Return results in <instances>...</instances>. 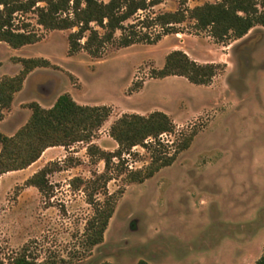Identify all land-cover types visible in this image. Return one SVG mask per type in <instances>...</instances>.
I'll return each instance as SVG.
<instances>
[{"label":"rangeland","instance_id":"374dc122","mask_svg":"<svg viewBox=\"0 0 264 264\" xmlns=\"http://www.w3.org/2000/svg\"><path fill=\"white\" fill-rule=\"evenodd\" d=\"M179 1L162 0L139 15L175 10ZM205 1L214 0H187V5ZM192 22L187 19L179 25L183 32L167 34L155 44L108 45L103 56L92 57L84 50L68 54L67 35L73 29H44L33 11L15 14V24L28 23L27 29L41 39L20 48L0 41V79L21 69L20 57H43L50 65L38 66L27 75L4 112L1 132L10 135L27 121L29 102L50 107L68 92L78 103L111 107L92 138L104 150L117 149L109 129L123 113L166 112L176 126L174 133L161 136L170 144L169 155L184 134L195 130L196 135L171 165L141 183L126 181V169H112L106 187L93 196L103 199L102 189L122 192L103 241L91 249L83 244L94 211L87 202L91 188L71 184L73 178L90 180L104 170V161L89 155L87 142L52 149L49 159L41 158L26 171L4 173L0 254L5 264H13L11 256L23 246L37 261L57 264H137L140 259L150 264H253L261 255L264 27L257 25L241 38L217 43ZM173 49H182L199 62H223L226 68L209 85L177 75L150 77L151 69L161 67ZM142 81L139 90H129ZM124 158L127 169L135 170L149 164L151 153L137 145ZM42 162L51 169L43 192L24 185Z\"/></svg>","mask_w":264,"mask_h":264},{"label":"trees","instance_id":"16d2710c","mask_svg":"<svg viewBox=\"0 0 264 264\" xmlns=\"http://www.w3.org/2000/svg\"><path fill=\"white\" fill-rule=\"evenodd\" d=\"M160 2L162 0H0V41L20 48L41 39L40 34L27 29L28 23L23 27L15 24V14L29 11L37 15V23L44 29H73L67 35L69 55L84 50L92 57L103 56L108 45L122 48L136 43L155 44L167 34L183 32L179 25L187 19L193 21L192 26L197 31H207L217 43L241 38L257 25L264 27V0H214L192 7L187 5V0H180L175 10L139 15L140 11H148ZM17 59L21 69L0 79V120L5 110L11 107L14 95L22 88L27 75L38 66L50 65V61L43 57ZM225 68L223 62H199L184 50L173 49L165 55L161 67L151 69L150 77L177 75L193 84L209 85ZM142 84L143 81L134 83L129 90L137 91ZM28 107L31 109L29 118L13 135L0 131V177L26 168L48 147L87 142L89 155L104 161V170L96 172L94 178L84 180L76 177L71 181L74 185L84 183L85 189L91 188L87 202L94 211L87 220L83 243L88 249L103 241L118 193L122 192L108 193L102 189L103 199L93 196L92 192L106 187L112 178V169L119 172L126 169V181L141 183L162 167L171 165L177 153L187 148L196 135L195 130L184 134L169 155L166 148L170 144L162 141L161 136L174 133L176 126L166 112L123 113L109 129V135L118 147L107 151L93 143L92 138L111 114L110 106L81 104L70 93L64 92L50 107H43L36 101L29 102ZM137 145L150 150L151 160L144 168L128 170L124 155ZM114 158L118 159L116 163ZM50 172L49 166L44 165L25 179L24 185L34 186L43 192L49 185L47 175ZM10 259L13 264H57L48 260L37 261L29 255L26 246ZM0 264H5L1 254ZM100 264L110 263L104 261ZM137 264L150 263L140 259ZM254 264H264V244Z\"/></svg>","mask_w":264,"mask_h":264},{"label":"crops","instance_id":"0c3cea01","mask_svg":"<svg viewBox=\"0 0 264 264\" xmlns=\"http://www.w3.org/2000/svg\"><path fill=\"white\" fill-rule=\"evenodd\" d=\"M19 71V70H18ZM0 122H1V120H0ZM18 129V128H17ZM17 129L15 130V132L17 131ZM14 132V133H15ZM14 133H12V134H10V135H13ZM59 147H62V146H53V147H48V148H46L43 152H42V154H41V156L36 160V161H34L33 163H31L29 166H27L26 168H23V169H20V170H15V171H26L27 169H29L30 167H32L35 163H37L41 158H43L44 157V159H45V161L47 160V159H49L51 156H52V153H50V151L52 150V149H55V148H59ZM0 149H1V146H0ZM44 165V162H42L41 163V165L40 166H37L34 170H32L31 172H30V174L29 175H32L34 172H36L39 168H41L42 166ZM10 172H12V171H10ZM3 175V174H2ZM2 175H1V177H2ZM1 177H0V179H1ZM256 261V260H255ZM254 261V262H255ZM254 264V263H253Z\"/></svg>","mask_w":264,"mask_h":264}]
</instances>
